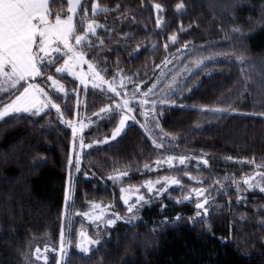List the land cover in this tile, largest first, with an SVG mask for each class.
<instances>
[{
	"label": "trees",
	"instance_id": "trees-1",
	"mask_svg": "<svg viewBox=\"0 0 264 264\" xmlns=\"http://www.w3.org/2000/svg\"><path fill=\"white\" fill-rule=\"evenodd\" d=\"M94 5L104 10L93 14ZM69 6L51 0V16L66 17ZM88 21L96 32L78 49L111 88L82 90L53 64L44 76L68 94L51 93L56 107L44 114L0 122V264H26L37 245L59 248L67 225V264H264V191L242 182L264 172V0H83L75 35ZM184 54L202 64L164 80L180 82L154 98L163 72ZM129 102L134 120L122 136L84 153L72 174L68 123L80 111L90 123L86 141H102ZM174 155L184 160L164 167ZM163 175L199 177L210 193L207 216L196 219L177 188L143 206L138 222L116 223L90 254L74 249L82 225L75 215L105 201L123 212L117 179L141 184Z\"/></svg>",
	"mask_w": 264,
	"mask_h": 264
},
{
	"label": "rangeland",
	"instance_id": "rangeland-1",
	"mask_svg": "<svg viewBox=\"0 0 264 264\" xmlns=\"http://www.w3.org/2000/svg\"><path fill=\"white\" fill-rule=\"evenodd\" d=\"M50 1L0 0V122L13 116L44 114L54 106L51 93L65 96L68 94L65 85L53 75L44 76L43 68H49L53 64H56L57 74L77 80L82 90L111 88L110 81L100 76L95 66L88 62L78 49L83 43L89 42L91 36L96 32L95 22L88 21L85 33L75 35L76 17L83 0H68L70 3L69 12L64 18L51 16ZM103 10L100 6L94 5L92 12L97 14ZM88 19H90V14L85 13L83 20ZM197 59L199 58L189 59V56L184 54L178 60L179 65L172 67L173 63L168 66L158 82V87L154 90V98H163L175 89L180 82L178 79L182 80L186 74L202 64ZM199 63L201 64L198 65ZM181 68L183 71H180ZM172 75L177 76L178 79L164 81ZM20 88L21 90L12 99L4 102V97ZM113 92L119 96V92L115 88ZM78 95L79 102H81L83 95L80 93ZM142 98L143 96H137L133 102H141ZM130 104L133 105L132 102L123 105L127 116L121 119L112 135L102 141H86L84 133L90 123L83 121L84 115L80 111L77 112L76 118L80 117V119L68 123L73 129L71 153L73 162L72 165L70 164L72 174L75 167L80 164L81 156L84 153L108 146L122 136L129 121L133 119L132 114L135 109L130 107ZM150 108V104L145 107L147 111L152 110ZM153 120L154 117L151 116L147 124L154 126ZM173 157L167 160L164 167L173 169L177 167L178 159L184 160L182 157L177 158L178 155ZM184 180L191 183H186ZM123 181V177L116 180L120 187L123 212L118 210L113 201H105L93 202L87 213L75 215L74 218H78L82 222L76 245H74L76 251L90 254L106 241L108 236L105 232L107 230L120 221L138 222L143 206L173 189L181 188L183 190L181 200L183 202L191 201L195 204L196 219L200 220L207 216V202L210 193L199 177L185 175L182 179L175 175H163L141 184H129ZM242 182L246 189L264 191V172H256L245 177ZM67 221L72 224L73 219L69 217ZM69 230L67 225L64 230L67 235L64 237L62 234L59 248L48 247L45 249L44 245L34 247L27 257L26 264H47L51 256H56L57 264H67L70 254Z\"/></svg>",
	"mask_w": 264,
	"mask_h": 264
}]
</instances>
